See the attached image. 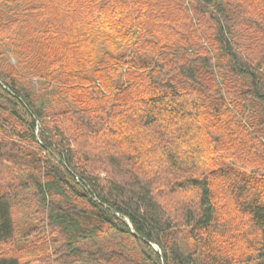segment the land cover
Masks as SVG:
<instances>
[{"label":"trees","instance_id":"trees-1","mask_svg":"<svg viewBox=\"0 0 264 264\" xmlns=\"http://www.w3.org/2000/svg\"><path fill=\"white\" fill-rule=\"evenodd\" d=\"M0 264H264V0H0Z\"/></svg>","mask_w":264,"mask_h":264},{"label":"rangeland","instance_id":"rangeland-1","mask_svg":"<svg viewBox=\"0 0 264 264\" xmlns=\"http://www.w3.org/2000/svg\"><path fill=\"white\" fill-rule=\"evenodd\" d=\"M13 62H14V60H13Z\"/></svg>","mask_w":264,"mask_h":264}]
</instances>
